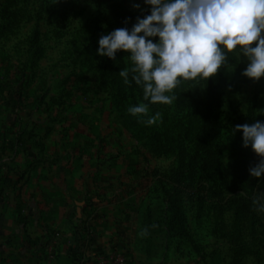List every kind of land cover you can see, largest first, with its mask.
<instances>
[{"label":"rangeland","instance_id":"obj_1","mask_svg":"<svg viewBox=\"0 0 264 264\" xmlns=\"http://www.w3.org/2000/svg\"><path fill=\"white\" fill-rule=\"evenodd\" d=\"M148 14L144 0H0V264H264L261 158L232 131L264 122V77L230 53L138 122L128 54L96 52Z\"/></svg>","mask_w":264,"mask_h":264},{"label":"clouds","instance_id":"obj_2","mask_svg":"<svg viewBox=\"0 0 264 264\" xmlns=\"http://www.w3.org/2000/svg\"><path fill=\"white\" fill-rule=\"evenodd\" d=\"M150 14L128 28L102 35L96 54L116 60L127 53L130 65L118 75L125 85L142 88L143 101L128 112L138 122L153 125L162 114H149V104L172 105L174 89L182 81L207 80L232 67L228 54L247 60L242 75L258 81L264 77V0H144ZM139 7V5H135ZM153 38H158L155 40ZM255 43V46L253 44ZM242 146L260 157L249 169L251 177L264 176V122L236 125ZM253 205L264 213V193Z\"/></svg>","mask_w":264,"mask_h":264},{"label":"trees","instance_id":"obj_3","mask_svg":"<svg viewBox=\"0 0 264 264\" xmlns=\"http://www.w3.org/2000/svg\"><path fill=\"white\" fill-rule=\"evenodd\" d=\"M5 1V0H4ZM7 1H9V3H11L12 2V0H7ZM11 16H14L13 14L11 15ZM14 23H16V19L14 18V19H12L11 20V22H9L8 24H7V26L6 27H10L12 24H14Z\"/></svg>","mask_w":264,"mask_h":264}]
</instances>
